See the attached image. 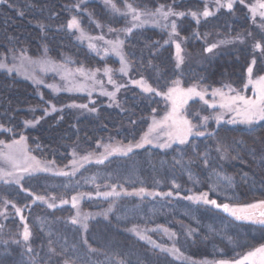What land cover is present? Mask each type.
Here are the masks:
<instances>
[{"label": "trees", "instance_id": "obj_1", "mask_svg": "<svg viewBox=\"0 0 264 264\" xmlns=\"http://www.w3.org/2000/svg\"><path fill=\"white\" fill-rule=\"evenodd\" d=\"M127 2L153 11L165 5L175 11L199 13L205 7V0ZM253 2L246 0L247 4ZM113 3L125 11V0H113ZM213 3L214 0H209L208 6L215 14L207 19L201 17L199 24L190 15L162 21L176 20L178 24L180 35L175 39L181 43L184 57L180 70L176 68L174 45L164 44L168 31L151 22L133 29L130 34L120 31L131 26V16L114 13L104 0H1L0 58L24 52L32 58L45 57L66 64L70 69L81 66L86 70L99 69V77H104L103 69L109 67L117 79L120 64L111 52L105 54L107 45L93 40L97 53L88 47L89 40H80L78 32L67 29L68 20L76 16L89 37L104 36L106 40L119 37L124 41L130 80L143 77L160 91L172 86L176 79L181 80L182 87L198 84L212 89L230 84L242 90L247 79L246 69L253 57V45L258 40L264 43V33L255 26L247 7L239 0L232 11L214 10ZM77 4H80L79 10L73 7ZM110 28L116 31H109ZM237 36L243 38V43L235 39ZM228 39L233 43L220 44L211 53L204 51L209 45ZM255 55L258 63L254 71L262 74L264 57L259 52ZM117 96L119 106H109L111 101L98 94L89 97L55 92L0 71V124L13 129L12 133L0 134V139H18L24 135L31 155L43 162L54 161L51 164L54 171L71 172L73 152L78 159L100 152L102 147L98 148L97 142L135 144L149 125L152 109H157V115L164 108L155 95L144 94L129 82ZM71 104H88L97 111L68 107ZM51 106L57 111L52 112ZM195 106L198 105L187 106L188 115L196 110ZM45 109L49 111L47 116ZM37 119L39 123L35 126H25V121ZM205 132L212 136H192L190 143L174 144L166 149L149 146L135 149L127 156H112L103 164H85L75 175L40 173L21 181L33 194L54 196L56 200L79 193L95 195L115 185L120 195L90 198L81 203V212L90 214L86 230L69 222L74 215L70 207L50 209L39 203L32 204V197L20 191L19 186L0 183V208L5 198L24 208L22 216L31 232L30 240L24 242L23 223L9 205L5 214L0 215V264H63L65 260L71 264H119L120 261L124 264H217L221 260H239L264 245V226L237 221L211 205L184 199L207 192L209 199L232 206L264 200V121L251 127L209 123ZM218 144L227 149L225 159L216 151ZM205 152L208 167L203 162ZM224 176L231 177L230 184L220 178ZM173 181L179 188L173 187ZM140 188L147 192L171 191L173 195L125 194ZM110 206L112 210L105 216ZM134 226L164 248L175 246L182 255L177 258L140 240L131 231ZM28 247L33 251L28 252ZM49 247L60 255L50 253Z\"/></svg>", "mask_w": 264, "mask_h": 264}, {"label": "snow or ice", "instance_id": "obj_2", "mask_svg": "<svg viewBox=\"0 0 264 264\" xmlns=\"http://www.w3.org/2000/svg\"><path fill=\"white\" fill-rule=\"evenodd\" d=\"M235 2L236 0H215L216 10L218 11L219 9L224 8L228 11H232ZM104 3L106 6L110 7L114 13H118L125 17L129 15L131 16V26L121 29L120 31L130 34L132 33L133 29L142 27L143 25L149 23V21H151V23L156 27H160L168 31V39L164 41V44L171 43L174 45L177 69H180L184 62V57L181 54V43L175 39L180 35L178 31V24L176 20H171L170 23H162V21H169L170 17L183 18L187 15H190L193 20L199 24L201 17L207 19L208 17L215 14L213 11L209 10V0H205V7L203 11L199 13L197 11H175L172 6H167L166 8L165 5L158 6L154 11L147 9L142 10L134 7L131 3H128L127 0H125L124 5L125 11H121V9L118 8L115 3H113V0H104ZM239 3L248 8V11L251 13L253 23H256V18L259 17L261 32L264 33V0H254V2L251 4H247L246 0H239ZM73 7L79 10L80 4L74 5ZM97 27H100V25L97 24ZM41 28L43 30V25H41ZM67 29L69 31L75 30L78 32L79 36L77 38L80 40L87 39L89 41H103V43L107 45V47L104 49L105 54L111 52L116 57H119V62L121 65L119 72L124 76L128 75L130 65L123 52V40L119 39V37H117L115 40H106L104 36L89 37L82 29L80 21L76 16H73L68 20ZM109 31L116 30L110 28ZM249 35H251V33H249ZM182 39L183 37H181V40ZM235 39L243 43L242 37L237 36ZM262 39H264V36H262ZM229 43H233V40H221L219 43H213L209 45L204 49V51L211 53L213 49L219 47L220 44ZM88 47L94 51H97V53L99 51L96 44L92 42L88 44ZM45 51L47 50L45 49ZM257 52L260 53L261 57H264V43H262L261 40L256 41L253 45V57L246 69L247 79L243 85V89L237 90L230 84H225L218 88H212L210 90V95L212 97L211 102L206 99V96L209 95V89L207 87H200L198 84L182 87L180 79L172 81V86H169L167 91H160L157 88L152 87L143 77L138 80H131V84L139 87L142 93H154L155 96L163 98L167 104V110L164 112L163 116L157 118V109L153 108V115L151 117V123L148 126V130L135 144L129 143L128 145H101L100 142H97V147H103L104 149L103 153H101L98 157H94L93 153H88L77 159V154L73 152V160L71 161L72 171L66 172L59 170L53 174L58 176L75 175V173L80 168L84 167L86 163L91 162L93 159H95V163L103 164L110 156H127L129 153L133 152L134 148H143L146 144H153L156 147L166 149L170 148L173 143L186 145L190 143L189 138L192 136H212V133H206L205 131L199 130L200 127L207 125V121L210 119V117H201V124L198 126L192 122V119H190L189 115L187 114V106H189V101H195L197 98L199 101H202L204 105H207L208 108L218 107L221 109V112L215 116V120L218 124L223 121L225 112L231 114V118L227 121L230 124L240 123L251 127L261 121H264V74L255 75L254 73V66L258 63V58L255 55ZM13 59H19L20 63L9 66L4 62L3 59H0V70H6L10 74L13 71L20 72L25 67L26 63L29 65L39 64L42 71L56 72L61 76V79L66 82V87L64 90L69 92L87 91L89 97H91L92 92L96 90L95 85H99L100 95L107 96L111 101L109 106H112L113 104L119 106L117 101V93L121 88L125 87V85L116 83V81L113 79V70L109 67H105L103 69V75L107 77V83L113 86V91L105 90L103 87V81L97 79V73L100 71L99 69L86 70L83 66L76 69H70L66 66V64L56 63L48 59L43 61H33L24 52H21L19 57L13 56ZM29 78L33 79L37 84L42 82L35 80L34 77ZM77 78H82V80H78ZM89 81L91 82L92 86L88 84ZM249 86L252 92L251 96L244 94V91L249 89ZM47 87H50L53 89V91L57 92L61 90L56 85H47ZM41 99H43V97H41ZM90 103L95 102L90 100ZM68 107L87 109L92 113L97 111L95 107L89 108L88 104H71L68 105ZM51 111H57L55 106H51ZM44 114L45 116L49 114L48 109H45ZM196 115H198V113ZM24 123L26 127L35 126V124L39 123V119L36 121H25ZM131 123L135 124V121H131ZM12 132L13 129L7 128L0 124V134H8ZM216 151L221 153V159L226 158L227 149L224 148L223 145L218 144ZM202 155L204 157V166L208 167L209 161L207 152L203 153ZM235 158L236 157H233V159ZM53 163L54 161L41 162L35 156L30 155L27 148L26 137L24 135H20L18 139H0V183H3L4 185L14 184L19 186L20 191L31 196L33 202L40 201L41 203L46 204L50 209H55L61 205L67 204L69 201L66 199H61L60 204L58 205L55 202L56 198L54 196L45 197L43 195H35L28 188H25L21 181L24 180L25 176H32L38 172H52L50 165ZM177 163H180V161H177ZM215 175L218 177L220 176L219 173H215ZM220 178L228 181L229 184L231 183V177L224 176ZM189 179H192L191 175H189ZM173 187L179 188V185L175 184L173 181ZM125 194L138 196L173 195L171 191L167 193L147 192L144 188H140L134 193ZM84 195V193H79L78 195L71 197V206L77 211L76 214L70 218L69 222L73 225L79 224L86 230L87 220L89 219L90 214H82L78 207L80 199ZM96 195H102L103 197L108 198L110 196H118L120 193L116 191V186L113 185L112 191L104 193L97 192ZM176 195L179 196V192H177ZM88 196L91 198V194H88ZM184 199L192 201L196 204L202 203L204 205H211L234 217L237 221H246L264 226V200L243 206H232L228 203L219 204L215 199H209L207 192L200 193L199 195H190L184 197ZM9 205H11V207L15 210L16 215L20 216L21 222L23 223L22 239L24 242H28L31 237V232L28 224L25 222V218L21 215L22 209L18 207L16 203L5 198L3 200V208L0 209V215L5 214V210ZM111 210L112 209L110 206L104 215L107 216V213ZM163 230L165 232L168 231L167 229ZM131 231L134 232L140 240L147 241L154 247L159 248L162 252H168L171 255L177 256V258H180L182 255L180 250L175 246L169 249L156 244L144 234L143 230H138L135 226L131 229ZM172 235L175 234L173 233ZM49 243L51 244V241ZM85 243H87V241H85ZM48 250L50 253L60 255V253H55V250L51 247H49ZM27 251L32 252L33 249L28 247ZM246 262H250V264H264V245L255 248L253 251H249L243 256L242 259L234 261L221 260L218 261L217 264H246ZM63 264H71V261L65 260L63 261ZM119 264H124V262L120 261Z\"/></svg>", "mask_w": 264, "mask_h": 264}, {"label": "rangeland", "instance_id": "obj_3", "mask_svg": "<svg viewBox=\"0 0 264 264\" xmlns=\"http://www.w3.org/2000/svg\"><path fill=\"white\" fill-rule=\"evenodd\" d=\"M0 2H1V0H0ZM213 9L214 10H216V5H215V0H214V3H213ZM248 9V8H247ZM249 12V11H248ZM249 15H250V18L252 19V17H251V13L249 12ZM253 21V20H252ZM149 22H151V21H149ZM255 24V26L256 27H258V28H260V20H259V17H257L256 18V23H254ZM261 29V28H260ZM93 41V40H92ZM92 41H89V42H92ZM182 54V53H181ZM21 54H10V55H7V56H3V57H1L0 59H3L4 60V62L5 63H7L9 66H12L13 64H19L20 63V60L19 59H13V56H16V57H19ZM29 57V56H28ZM31 60H33V61H43V60H46L47 58H45V57H40V58H32V57H29ZM175 58V57H174ZM49 60V59H48ZM117 60H118V62H119V57H117ZM175 63H176V60H175ZM119 64H120V62H119ZM183 65V64H182ZM182 65H181V67H182ZM121 66V65H120ZM181 67H180V69H181ZM120 68V67H119ZM180 69H178V70H180ZM0 71H3V72H6V73H8L6 70H0ZM254 73H255V75H260V74H257L255 71H254ZM9 74V73H8ZM10 74H13V75H15L17 78H19V79H21V80H24V81H27V82H29L30 84H32L33 86H36V87H41V86H46L47 87V85H56L59 89H61L60 91H58V92H66V93H70V94H80V95H87V96H89L88 95V93H87V91H85V92H77V91H72V92H69V91H66V90H64L65 89V87H66V82L64 81V80H62L61 79V76L60 75H58L56 72H52V71H42L41 70V67H40V65L39 64H34V65H29V64H25V67L20 71V72H16V71H13L12 73H10ZM262 74H264V72L262 73ZM29 77H34L35 78V80H39V81H42L41 83H39V84H37V83H35L34 82V80L33 79H31V78H29ZM78 80H82V78H77ZM97 79H99V80H102L103 81V87H104V89L105 90H107V91H113L114 89H113V86L111 85V84H108L107 83V77H99V75H97ZM114 79V78H113ZM115 81H116V83L117 84H123V85H125V83H127V82H129L130 84H131V80L129 79V75H127V76H124L123 74H121L120 72H119V70H118V78L117 79H114ZM138 80V79H137ZM88 84L90 85V86H92L91 85V82L89 81L88 82ZM131 85H133V84H131ZM133 86H135V85H133ZM140 92H141V90H140V88L139 87H137V86H135ZM200 87H202V86H200ZM47 88H49V89H51L52 91H53V89L52 88H50V87H47ZM95 91H93L92 92V95L93 94H98V95H100V86L99 85H95ZM210 90L211 89H209V95L208 96H206V99H208L210 102L212 101V97H211V95H210ZM164 91H167V89L166 90H164ZM55 92H57V91H55ZM119 93V92H118ZM118 93H117V95H118ZM145 94V93H144ZM244 94L245 95H249V96H251L252 95V92H251V88H250V86H249V89H247V90H245L244 91ZM91 95V96H92ZM150 95V94H149ZM153 95H155L154 93H153ZM102 96V95H101ZM103 97H105L106 99H108L109 100V98L107 97V96H103ZM155 97H157V96H155ZM157 98H159L161 101H162V104H163V110H162V112L161 113H159V114H157V118H159L160 116H163V114H164V112L167 110V104H166V102L163 100V98L162 97H157ZM117 101H118V96H117ZM190 103H196L198 106H195V108H196V110L195 111H191L190 113H189V117L190 116H192V120H194L195 119V123L194 124H196V125H200L201 124V117H203V116H208V117H210V119L207 121V125L209 124V123H211V124H215V125H219V124H228V125H244V124H240V123H235V124H230V123H228L227 121L231 118V114H229V113H224V119H223V121H221L219 124L216 122V120H215V116L217 115V114H219L220 112H221V109H219L218 107L217 108H208L207 107V105H204L203 104V102L202 101H199L198 100V98L195 100V101H189V104ZM198 113V115H196ZM151 123V120H150V122H149V124ZM207 125L206 126H204V127H200L199 128V130L200 131H205V129H206V127H207ZM149 126V125H148ZM147 130H148V127H147V129H146V131L145 132H147ZM144 132V133H145ZM191 138V137H190ZM116 144H119V143H116V142H114V143H112L111 145H116ZM174 144H178V143H173L172 145H174ZM120 145H122V144H120ZM124 145H128V144H124ZM147 146H149V147H156V146H154L153 144H146L144 147H147ZM28 148V147H27ZM157 148H159V147H157ZM133 150H135V148L133 149ZM29 151V150H28ZM103 151H104V149H103V147H102V149H101V151L100 152H98L97 154H94V157H98L101 153H103ZM31 155V154H30ZM33 156V155H32ZM113 156H120V155H113ZM110 157H112V156H110ZM109 157V158H110ZM108 158V159H109ZM79 159V158H78ZM39 160V159H38ZM41 161V160H40ZM41 162H43V161H41ZM89 163H95V159H93L91 162H89ZM89 163H86V164H89ZM50 167L52 168V172H38V173H35V174H40V173H47V174H53L54 172H56V171H54V169H53V166H51L50 165ZM71 167H72V165H71ZM57 171H59V170H57ZM71 171H72V169H71ZM34 174V175H35ZM25 177H27V176H25ZM110 191H112V188H110V189H108V190H106V191H104V192H110ZM104 192H102V193H104ZM111 197H113V196H110V197H108V198H111ZM91 198H101V199H107V198H105V197H103L102 195L101 196H97L96 194L95 195H91ZM87 199H90L89 198V196H87V195H84L81 199H80V202H79V205H78V207H79V210H80V206H81V203L84 201V200H87ZM61 200V199H60ZM60 200H55V202L59 205L60 204ZM66 200H68L69 202L67 203V204H64V205H61V206H59V207H63V206H68V207H70L71 209H72V212H73V214L75 215L76 214V209H74V208H72V206H71V198H69V199H66ZM35 203H39V204H41V205H44V206H46L47 207V205L46 204H43V203H41L40 201H35V202H33L32 204H35ZM252 204V203H251ZM3 207H1L0 209H2ZM58 208V207H57ZM22 209V212H23V210H24V208H21ZM14 212H15V210H14ZM22 212H21V215H22ZM80 212H81V210H80ZM82 213V212H81ZM83 214V213H82ZM15 215H16V213H15ZM73 215V216H74ZM16 217H18L19 219H20V216H17L16 215ZM21 220V219H20ZM246 255V254H245ZM244 256V255H243ZM243 256L241 257V259L243 258ZM238 260V259H237ZM247 263H250V262H247Z\"/></svg>", "mask_w": 264, "mask_h": 264}]
</instances>
